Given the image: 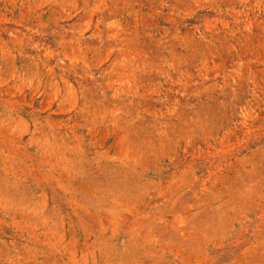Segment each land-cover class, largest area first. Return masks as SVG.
I'll use <instances>...</instances> for the list:
<instances>
[{
    "label": "rangeland",
    "instance_id": "obj_1",
    "mask_svg": "<svg viewBox=\"0 0 264 264\" xmlns=\"http://www.w3.org/2000/svg\"><path fill=\"white\" fill-rule=\"evenodd\" d=\"M0 264H264V0H0Z\"/></svg>",
    "mask_w": 264,
    "mask_h": 264
}]
</instances>
